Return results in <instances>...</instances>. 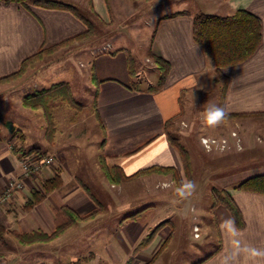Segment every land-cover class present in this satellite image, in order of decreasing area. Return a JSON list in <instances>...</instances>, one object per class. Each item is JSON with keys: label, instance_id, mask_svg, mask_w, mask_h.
Instances as JSON below:
<instances>
[{"label": "crops", "instance_id": "crops-1", "mask_svg": "<svg viewBox=\"0 0 264 264\" xmlns=\"http://www.w3.org/2000/svg\"><path fill=\"white\" fill-rule=\"evenodd\" d=\"M62 1L74 5L75 1H82L86 8L82 18L68 9L36 4L27 8L19 3L0 1V78L17 71L25 58L41 48L84 32L87 29L85 19L90 18L88 10L107 27L115 26L117 30L134 27L140 32L139 25L149 27L150 35H146L144 41L150 48V60L155 54L170 65L164 84L155 91L141 88L140 83L135 82L137 79L150 80L156 74L160 77L155 62L152 61L153 71L146 78L141 70L136 75L131 73L128 60L131 53L127 45H115L107 38L101 44H109L107 49L95 52L97 48L90 47L92 61L88 73L96 87L95 105L105 132L103 149L106 161L109 165L119 166L125 174L160 165L174 167L179 179L186 176L181 154L171 140V137H177L170 135L165 124L185 112L183 96H190L188 94L199 85L203 87V78L214 76L216 72L194 38V17L198 13L231 15L236 10L246 9L261 19L262 42L256 52L242 63L222 68V72L228 77L224 101L227 113L264 111V0H242L238 9L231 7L232 0ZM177 12L180 13L174 14ZM31 71L28 69L23 76L0 82V192L9 180L19 175L20 156L30 153L28 149L31 147H26L24 122L34 117L44 128L43 115L38 114L41 110L22 105V98L28 92L23 83L33 76ZM180 144L190 155L189 149ZM191 165L193 172L192 159ZM78 169L61 161L56 169L62 179L61 185L27 208L26 202L33 190L43 191V181L56 172L45 167L40 176L26 180L24 189L17 193L9 206L0 209V224L3 226L0 264H144L153 256L149 264L157 263L161 250L168 246L173 235V220L161 227L145 246L137 248L156 224L172 214L171 203L159 201L144 205L146 210L159 213L157 218L150 220L144 217L146 211L135 218L122 217L119 220L116 216L113 221L104 219L107 213L104 198L101 200L88 185L81 184ZM261 173L264 168L259 167L248 177ZM140 177L148 185L154 182L155 186L172 180L168 174L161 173ZM175 182L177 185L169 188L181 185ZM238 182L231 181L229 185L219 187L229 190L241 211L244 226L239 228L225 207H216L213 214L219 244L201 264H264V257L246 261L248 253L243 251L246 248L264 251V194L235 189ZM173 198V202L182 199L177 194ZM97 203L102 206V211L94 218L76 221L49 241L23 244L17 237L33 231L54 232L63 206L83 215L93 210ZM228 220L234 221L235 232L225 223ZM196 226L194 224L193 229ZM203 233L207 236V228Z\"/></svg>", "mask_w": 264, "mask_h": 264}, {"label": "rangeland", "instance_id": "rangeland-1", "mask_svg": "<svg viewBox=\"0 0 264 264\" xmlns=\"http://www.w3.org/2000/svg\"><path fill=\"white\" fill-rule=\"evenodd\" d=\"M74 3L80 11H86L82 1ZM87 15L94 24V32L91 36L70 41L45 53L42 58L33 61L32 66H28L25 71L32 69L31 73H33L30 80L27 78L26 81L24 78L23 86L26 84L28 91L25 93L66 81L70 83L75 98L81 102V106L75 108L60 98L53 100L51 112L54 122L49 128L44 111L39 109L41 113L38 114L43 115L45 130L37 124L34 117L27 119L24 122L28 141L26 147H37L41 151L47 149L46 151L54 156V161L50 165L53 172L59 168L61 161H66L71 168L80 167L78 171H81L83 181L81 184L88 185L101 200L104 198L107 205L104 219L113 221L117 216L120 220L144 209L142 211H146L144 217L150 220L157 218L159 213L157 210H146L144 205L150 202L157 204L159 201H161L159 203H171L172 214H168L166 220L168 223L174 221L173 235L168 246L166 248L164 246L161 250L160 259L156 264H194L208 256L219 244L215 216L211 211L210 189L229 185L231 181H240L247 178L251 171L259 167L264 168V115L227 117L216 127L208 126L205 110L211 105L220 106L223 79L218 78L216 72L214 76L212 74L205 76L203 87L199 85L188 94L190 96H183L185 112H182L169 128L170 135L177 137L180 143L189 149L194 167L193 177L186 174L182 179H177L178 184H181L185 178L192 181L194 179L197 184L195 193L186 199H181L180 202H173L177 187L169 188L170 185L176 184L170 174L172 180L158 183V186H155L154 182L148 185L140 176L122 183L110 182L105 175L103 164L109 167L114 165L107 163L101 145L105 140V132L96 111V87L92 75L88 73L92 61L90 47H96L95 52L104 50L101 44L107 38L114 41L115 45H127L134 61L135 72L141 70L147 78L153 71L151 65L152 61L154 62V59L149 58L150 48L144 41L150 28L139 25L140 32H136L134 27L117 30L115 26L107 27L89 10ZM158 77L159 75L156 74L151 76L150 80L137 79L135 82L140 83L141 88L149 90V86L157 85ZM1 105L0 103L2 111ZM203 136L217 138L219 142L226 137L229 145L223 149L220 144L213 145V148L208 150L201 143ZM192 202H194L193 206ZM98 205L99 203L96 207ZM194 224L199 228L197 234L193 229ZM205 228L208 237L203 233Z\"/></svg>", "mask_w": 264, "mask_h": 264}, {"label": "trees", "instance_id": "trees-1", "mask_svg": "<svg viewBox=\"0 0 264 264\" xmlns=\"http://www.w3.org/2000/svg\"><path fill=\"white\" fill-rule=\"evenodd\" d=\"M4 3H19L24 7L29 8L31 4L43 5L46 7L53 8H62L68 9L74 12L76 15L82 18V11L79 8L69 2H65L62 0H0ZM180 12L174 13L179 14ZM84 17V16H83ZM87 18V17H86ZM87 23V29L72 38L64 40L58 44L53 46H49L46 48H41L36 53L30 55L25 58L20 68L6 76L0 78V82L11 80L21 76L26 70L28 66H32V62L42 58V56L50 52L70 41H74L79 38H84L87 36H91L93 34V22L90 18L85 19ZM194 38L202 47L203 51L215 67V71L217 73L218 78L223 79L222 90L220 94V106L224 108L225 96L228 88V77L222 73V68L230 67L239 63L244 62L250 56H252L262 42V21L261 19L255 15L254 13L246 10L239 9L236 10L231 15H218V14H208V13H198L194 17V26H193ZM156 67L160 71V77L157 81L156 86H149L150 91H155L159 87H161L166 79L168 74L170 65L169 63L163 59L162 57L152 54ZM129 67L131 68V73L136 75L134 68V61L132 56L129 55ZM95 78V76H94ZM96 79V78H95ZM60 98L65 101L69 106L78 108L81 106V102H79L72 91V87L69 82L63 81L50 85L47 88L36 89L34 92L27 93L22 98V105L26 108L30 109H42L44 111V116L47 122V128L53 126V115L51 112V102L55 99ZM264 111H255V112H231L228 113L227 117H247V116H263ZM180 116H177L169 119L165 127L168 129L171 127L172 122ZM173 144L179 150L181 157L183 159V163L185 166L186 174L192 176V165L190 155L187 150L177 141L176 138L171 137ZM105 140L102 141V148H104ZM28 152L34 153L38 157H41L46 153L45 151H41L37 147H31L28 149ZM29 154V153H28ZM103 169L106 177L112 183H122L134 177L153 174V173H161V174H170L173 176L175 181H177V171L174 167L169 166H160L153 165L148 168H143L138 170L137 172L127 175L123 172V170L119 166L109 167L106 164H103ZM62 183V179L59 171H56L55 174L43 181V191L33 190L31 193V197L26 202V207L32 206L34 203L41 201L45 194ZM235 189H243L254 191L258 193L264 194V173L256 174L249 176L247 178L239 181L235 187ZM211 195V211L214 212L215 208L218 206L225 207L235 223L239 228L244 226V219L242 217L241 211L230 194L229 190L220 187H213L210 192ZM146 209V208H145ZM144 209L133 213L126 218H135L140 213H142ZM102 211V206L99 204L92 211L78 215L75 211L70 209L67 206H63L61 209V217L59 218V224L57 228L51 234H47L42 231H33L30 233L17 235L19 241L23 244H31L34 242L40 241H49L53 238H56L60 235L65 229L71 226L73 223L79 220H87L94 218L98 213ZM216 221V219H215ZM168 223V220H163L156 224L150 232L143 238V240L139 243L137 249L145 246L151 237L164 225ZM3 233V226L0 224V236ZM168 242V240L166 241ZM209 257V256H208ZM203 260H200L196 264H201ZM153 258L150 260L152 261ZM150 262H146L144 264H149Z\"/></svg>", "mask_w": 264, "mask_h": 264}, {"label": "built area", "instance_id": "built-area-1", "mask_svg": "<svg viewBox=\"0 0 264 264\" xmlns=\"http://www.w3.org/2000/svg\"><path fill=\"white\" fill-rule=\"evenodd\" d=\"M109 44L103 46V49H107ZM234 135V133H233ZM201 143L208 150L213 148V145L221 146V149L227 147L228 139L223 137L222 139L210 138L203 136L201 137ZM54 161V156L52 154H45L38 157L34 153H29L19 158L20 173L18 176L12 178L8 181L5 188L0 192V209L9 206L14 200L19 191L24 189L26 185V180L35 179L41 175L42 170L45 167H50ZM195 234L198 232V227H194Z\"/></svg>", "mask_w": 264, "mask_h": 264}, {"label": "clouds", "instance_id": "clouds-1", "mask_svg": "<svg viewBox=\"0 0 264 264\" xmlns=\"http://www.w3.org/2000/svg\"><path fill=\"white\" fill-rule=\"evenodd\" d=\"M241 3L242 0H232L231 7L233 9H238L241 6ZM227 115L228 113L222 106L211 105L205 110L206 124L210 127H216L227 118ZM196 188L197 184L195 181L188 180L187 178H185L181 182V185L176 189V193L182 199H186L195 193ZM225 223H227L231 227L232 231L235 232L234 221L228 220ZM236 243L238 246V242ZM243 251L248 253V256L245 258L246 261L248 259L264 257V251L257 248H246Z\"/></svg>", "mask_w": 264, "mask_h": 264}]
</instances>
